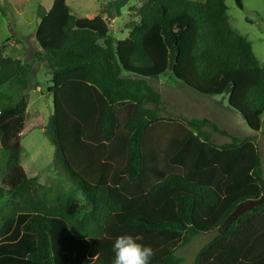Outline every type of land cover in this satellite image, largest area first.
I'll list each match as a JSON object with an SVG mask.
<instances>
[{
  "label": "trees",
  "instance_id": "1",
  "mask_svg": "<svg viewBox=\"0 0 264 264\" xmlns=\"http://www.w3.org/2000/svg\"><path fill=\"white\" fill-rule=\"evenodd\" d=\"M27 1L11 0L20 12ZM226 2L143 0L119 41L102 16H77L67 0H54L39 22L35 55L47 64L54 101L50 139L90 209L73 196L50 205L36 194V176L18 182L32 66L0 47V87L20 91L0 90V200L18 197L0 208V264H113L123 234L152 246L150 264H182L176 251L201 233L215 234L192 264H264V202L226 222L238 204L264 196L256 137L167 112L149 81L172 72L198 95H226L264 136V66L232 27ZM213 132L231 142L216 143Z\"/></svg>",
  "mask_w": 264,
  "mask_h": 264
},
{
  "label": "rangeland",
  "instance_id": "2",
  "mask_svg": "<svg viewBox=\"0 0 264 264\" xmlns=\"http://www.w3.org/2000/svg\"><path fill=\"white\" fill-rule=\"evenodd\" d=\"M53 1L28 0L24 11L20 12L11 0H0V47L4 48L6 56L19 58L23 63L30 64L33 75L28 90L27 120L21 139L24 149L20 164L24 175L18 182L36 176V194L50 205L57 204L65 196H73L79 205L90 209L84 194L68 179L57 161L55 146L49 135V120L54 111L53 94L49 91L51 76L46 62L36 60L35 51L38 45L35 42V32L41 19L52 7ZM243 1L244 8L240 9L233 0H227L229 21L235 31L251 42L255 55L264 66V0ZM142 2L143 0H67L72 13L77 16H102L117 41L129 36L130 29L125 27L126 23L138 19L137 11ZM100 43L104 44L103 41ZM123 75L129 74L123 72ZM149 81L162 93L167 112L186 117H209L239 138L255 136L264 175V136L260 132L252 131L241 114L228 108L226 95H198L172 72L158 79L150 78ZM0 90L15 95L20 93L14 83L1 86ZM212 138L218 144L231 142V137L216 132L212 133ZM4 158L5 154L0 145V185L4 174ZM17 200L16 194H9L0 200V208ZM214 234H198L186 246L179 248L176 254L184 258L182 264H192L197 253L213 239Z\"/></svg>",
  "mask_w": 264,
  "mask_h": 264
},
{
  "label": "clouds",
  "instance_id": "3",
  "mask_svg": "<svg viewBox=\"0 0 264 264\" xmlns=\"http://www.w3.org/2000/svg\"><path fill=\"white\" fill-rule=\"evenodd\" d=\"M113 251V264H150L155 255L151 245H143L131 234L116 237Z\"/></svg>",
  "mask_w": 264,
  "mask_h": 264
},
{
  "label": "water",
  "instance_id": "4",
  "mask_svg": "<svg viewBox=\"0 0 264 264\" xmlns=\"http://www.w3.org/2000/svg\"><path fill=\"white\" fill-rule=\"evenodd\" d=\"M263 202H264V196L257 200L248 199V200H245L244 202H241L240 204H238L235 210L230 214L226 222L231 223L233 220L237 219L239 216H242L247 211L253 209L256 206L261 205Z\"/></svg>",
  "mask_w": 264,
  "mask_h": 264
}]
</instances>
